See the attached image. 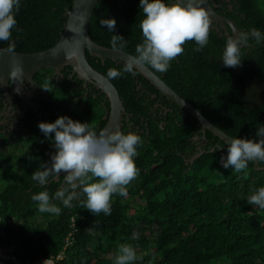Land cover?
Returning <instances> with one entry per match:
<instances>
[{
  "label": "trees",
  "instance_id": "trees-1",
  "mask_svg": "<svg viewBox=\"0 0 264 264\" xmlns=\"http://www.w3.org/2000/svg\"><path fill=\"white\" fill-rule=\"evenodd\" d=\"M73 1L21 0L12 30L13 51L53 47ZM232 3L225 14L238 30L255 27L264 32V0ZM140 11L139 0H99L89 26L92 40L110 48L112 33L99 19L115 18L113 34L123 36V50L134 55L141 42ZM228 31L232 34L231 28ZM221 32L209 27V42L201 51H193L195 42L186 41L167 72L154 71L228 135L251 138L257 123L264 124V42L249 40L241 50L242 65L225 67L220 56L230 34ZM0 47L7 49L8 41H0ZM87 58L105 76L109 68L121 69L124 63L109 57L103 61L88 52ZM51 73L39 70L34 77L45 90V107L22 119L18 137L15 130L11 138H0V246L14 247L23 264L58 255L53 264H115L121 244L134 247L137 259L131 264H264V209L246 203L247 195L264 185V162H250L240 172L224 169L225 141L209 130L204 140L197 119L136 69L111 80L141 137L134 157L139 174L127 186L128 195L113 194L108 216L93 215L83 195L71 208L54 201L61 207L59 215L40 213L31 196L45 189L51 196L65 174L43 186L31 179L55 151L38 122L67 115L99 131L110 107L93 85L84 87L82 79L57 80ZM162 101L166 109L155 110ZM200 144L204 152L191 160ZM39 215L42 223L37 222Z\"/></svg>",
  "mask_w": 264,
  "mask_h": 264
},
{
  "label": "clouds",
  "instance_id": "clouds-1",
  "mask_svg": "<svg viewBox=\"0 0 264 264\" xmlns=\"http://www.w3.org/2000/svg\"><path fill=\"white\" fill-rule=\"evenodd\" d=\"M203 4L204 0H139L141 42L136 44L134 55L128 57L121 69L107 70L106 78L112 80L123 73L134 74L139 64L165 73L170 62L184 52L186 41H194L193 51H201L209 42L210 27ZM20 5L21 0H0V41H8L6 50L10 53L15 48L12 30L17 25L15 15ZM99 24L112 33L109 41L112 50L121 51L126 47V39L113 34L115 18H100ZM249 40L261 44L264 32L252 27L228 35L220 62L225 67L241 66V50ZM22 71L20 63L15 62L10 75L16 76ZM37 127L50 140L55 151L50 153V162L41 163L33 171L31 179L43 186L59 177L61 171L65 173L63 183L51 196L46 189L31 196V200L37 202L38 211L59 215L61 207L54 201H60L64 208H71V202L83 195L85 208L93 215H111L113 194L126 197L127 186L139 174L134 157L141 142L140 135L119 129L97 131L89 122L73 120L67 115L57 117L54 122H38ZM225 143L227 155L221 158L224 169L240 172L250 162H264V124L257 123L255 135L251 138L229 137ZM246 203L264 209V185L252 190ZM136 259L134 247L121 244L115 255V264H131Z\"/></svg>",
  "mask_w": 264,
  "mask_h": 264
},
{
  "label": "water",
  "instance_id": "water-1",
  "mask_svg": "<svg viewBox=\"0 0 264 264\" xmlns=\"http://www.w3.org/2000/svg\"><path fill=\"white\" fill-rule=\"evenodd\" d=\"M204 1L206 2V7L204 8L209 17L219 22L222 29L226 30V34H230L228 28H231L232 33L238 30L231 19L217 13L207 0ZM98 3L99 0H74L71 9L67 11L68 19L59 41L49 49L35 53L16 51L10 53L6 48L0 47V88L8 93L11 87L14 89V93H16V90H21L26 83H29L30 86H35L36 81L34 80V76L40 69L52 68L58 73L70 65L78 75V78L84 81L85 85L88 82L92 83L108 98L110 112L105 117L108 119L104 129L115 130L119 128L122 115H128V112L116 86L90 64L87 52L92 56L102 58L103 61L106 57H109L124 62L132 54L124 50L114 51L92 40L89 34V26ZM15 62L20 63L23 71L16 76H12L10 73ZM135 69L145 76L168 100L179 105L188 114L197 119L198 124L201 126L202 138L204 140H206L207 130L224 141L232 137L206 118L202 110L197 109L193 104L179 95L176 90L167 84L149 66L139 64ZM198 149V153L191 160L199 157L204 152L202 145ZM61 174L65 173L61 171L59 175Z\"/></svg>",
  "mask_w": 264,
  "mask_h": 264
},
{
  "label": "flooded vegetation",
  "instance_id": "flooded-vegetation-1",
  "mask_svg": "<svg viewBox=\"0 0 264 264\" xmlns=\"http://www.w3.org/2000/svg\"><path fill=\"white\" fill-rule=\"evenodd\" d=\"M209 5L220 15L227 17L226 9H233V3L236 2V0H207ZM203 7H206V2L204 1ZM209 16V15H208ZM210 20V28L211 29H219L218 32L222 33L223 31L222 26L219 22L212 20L209 17ZM45 70H52V73L50 76L55 77L57 80H67L68 78L74 79V81L78 78V75L73 71V69H67L64 68L62 72L56 73L54 69L52 68H44ZM40 69V70H44ZM35 77V76H34ZM75 77V78H74ZM35 80V79H34ZM80 80V79H79ZM82 85L85 87H88L90 85H93L92 83H89L87 85L84 84V81ZM93 87H95L93 85ZM45 90H43L36 82L35 86H30L29 83H26L24 87L21 90H16V93H14L13 88H9L8 93H6L3 89L0 88V134L3 136L0 137L3 138H11L12 132L16 130V136L18 137L20 128L22 126V119L26 117L28 114L38 112L39 110L43 109L45 107V100H47V97L45 96ZM48 102V101H47ZM105 104V103H104ZM164 101L162 103L157 102L155 104V110L159 108H165L167 104ZM110 107L106 110L105 114L103 115V119L106 115H109ZM161 113V112H160ZM104 125V127L106 126ZM103 127V129H104ZM100 128V125H99ZM139 126L135 125L134 122L130 121V114L128 115L123 114L121 124L119 126V130L122 132H128L132 131L135 132V130H138ZM137 133V132H135ZM202 140H200V143ZM201 145V144H200Z\"/></svg>",
  "mask_w": 264,
  "mask_h": 264
},
{
  "label": "built area",
  "instance_id": "built-area-1",
  "mask_svg": "<svg viewBox=\"0 0 264 264\" xmlns=\"http://www.w3.org/2000/svg\"><path fill=\"white\" fill-rule=\"evenodd\" d=\"M61 255H58L56 258L50 257H41L38 260L28 261L25 264H53L55 259L60 258ZM0 264H23L18 260L17 255L14 253V247L10 246H0Z\"/></svg>",
  "mask_w": 264,
  "mask_h": 264
},
{
  "label": "rangeland",
  "instance_id": "rangeland-1",
  "mask_svg": "<svg viewBox=\"0 0 264 264\" xmlns=\"http://www.w3.org/2000/svg\"><path fill=\"white\" fill-rule=\"evenodd\" d=\"M10 149H7L6 151H9ZM140 203H144V202H140ZM42 217L39 215V216H37V222H39V223H42Z\"/></svg>",
  "mask_w": 264,
  "mask_h": 264
}]
</instances>
